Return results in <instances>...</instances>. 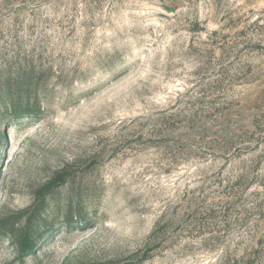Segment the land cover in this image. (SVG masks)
<instances>
[{"label": "rangeland", "instance_id": "1", "mask_svg": "<svg viewBox=\"0 0 264 264\" xmlns=\"http://www.w3.org/2000/svg\"><path fill=\"white\" fill-rule=\"evenodd\" d=\"M0 264H264V0H0Z\"/></svg>", "mask_w": 264, "mask_h": 264}, {"label": "trees", "instance_id": "2", "mask_svg": "<svg viewBox=\"0 0 264 264\" xmlns=\"http://www.w3.org/2000/svg\"><path fill=\"white\" fill-rule=\"evenodd\" d=\"M62 178V175L60 174L59 176H58V178L56 179V180H59V179H61ZM60 181V180H59ZM25 239V242H24V244H25V246H24V248L25 249H23V251H26V249L28 250L29 248H31L34 244V241L32 240V239H29V237H27V238H24ZM23 244V245H24Z\"/></svg>", "mask_w": 264, "mask_h": 264}]
</instances>
